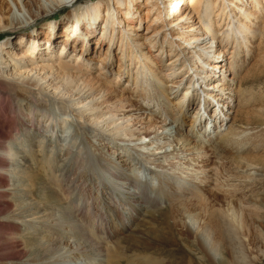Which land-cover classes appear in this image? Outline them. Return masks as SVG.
I'll use <instances>...</instances> for the list:
<instances>
[{
	"label": "bare ground",
	"instance_id": "bare-ground-1",
	"mask_svg": "<svg viewBox=\"0 0 264 264\" xmlns=\"http://www.w3.org/2000/svg\"><path fill=\"white\" fill-rule=\"evenodd\" d=\"M121 1L126 0L101 1L102 5H106L105 11H100L99 4H96L92 13L87 12L88 17L94 16L93 19L91 18L92 21H88L86 29H91V35L87 37L82 34L85 19L83 15L85 14L80 8H76L78 6L74 7L77 0L56 1L54 8L50 10L52 15L59 7L67 4L72 5L75 8L73 12H76L67 20L73 21V23L64 27L65 41L61 43L60 47L54 43V35L58 30L53 21L42 25L43 30L48 32L45 41L43 40V45H40V40L37 42L33 39L32 41L26 40L28 35L24 39L23 36H19L15 41L8 40L7 43L0 40V264L66 263L61 262L65 257L62 254L63 245L66 247L71 238L78 240L86 236L84 229L76 228L71 233L62 235L63 227L74 228L77 225L71 219L72 213L62 211L61 215L57 217L55 212L49 210L51 203L58 206L62 201L71 198V192L70 188L64 186L63 181L61 183L60 178L56 175L60 169L50 165L55 154H52L53 151L44 152L45 149L42 148V144L47 148L49 144L46 143L51 139L48 138L45 142L33 144L30 139L31 133L40 137L39 119L45 115L39 112L38 108L40 101L44 99L52 102L60 112L72 115L77 126L84 133H89L95 138H100L101 141H107L116 146L122 157H126L129 163L136 160L135 164L144 167L145 171L155 178L161 194H158L161 196L159 199H164L166 203L164 209L159 207V202L147 196L144 192V184L139 182L136 177L133 183L138 190L123 199L125 205H128L132 210L130 218H133V212L137 217L141 215L138 210L140 204H149L153 210L149 211L142 226L140 224L134 228V231L129 232L130 236L127 235L124 239L115 241L112 246L100 249L99 253L100 251L105 253L106 262L102 263L98 260L97 264H128L130 261L135 264H212L213 262L208 258L209 254L203 246L209 240L212 243L211 250L215 254L220 252L224 254V264H264V250L258 246V244H264L262 241L264 239L257 236V232H254L251 224L252 221L263 215L259 207L245 208L246 204L243 202L247 193L250 196L262 190L255 184L248 183L249 185H247L245 182H240L235 185L234 182L226 180L222 182L220 177L218 180L216 178L219 175H217L218 167L203 164V160H200L199 157L202 155V151L199 149L192 151L194 148L191 147L186 148L187 143L185 140L181 142L180 139L177 140V145L180 143L183 147L180 152L175 148L168 150L166 147H169L171 142L162 135H158L160 130L155 128L153 121H142L140 116L142 114L131 113L137 108L131 109L135 107L131 102V97H126L122 95L123 93H136V97L147 102L151 99H158L170 104V100L166 95L162 96V92L156 87L153 79H156L154 67L148 64L152 63V56L143 51L142 45L136 41V38L134 39V37H138V34L129 24V19L135 15L138 9L136 6L139 0H128V5L125 4V8L119 9L122 5ZM244 1L246 3L243 0H146L144 6L148 7L145 17L146 19L148 16L153 17V22L159 26V22L165 21L162 20L164 14H169V18L174 17L175 21L179 16L176 17L175 14L186 9L188 10L187 15H190L186 20L192 19L191 15H193L196 20L198 19L197 23L193 22V24L199 25L197 27L180 26V29H185V31L176 36L178 33L176 29L168 34V29L163 30L168 25L163 23L158 31L161 34L165 33V39L166 37L174 38V42H183L188 46L195 42L200 34L198 32L201 30L203 36H211V40L216 41L217 39L216 42L233 40L248 48L251 44L249 38L252 36V33H249L251 32L250 26L255 25L251 22L258 18L254 9L261 12L264 7H259L263 0H250L249 3V0ZM250 4L254 7L252 10L251 7L249 9L246 7L247 5L249 7ZM105 13L107 14L105 15ZM119 16L123 27L131 29L127 35L123 32L119 35V25L121 24L118 20ZM104 17L106 18L105 25L103 24ZM145 17L138 16L137 20L142 22ZM183 17L179 18V22L184 20ZM100 18L103 28L101 37H98L97 46L101 48L103 43L109 46L102 59L111 57L112 48L119 47L120 70L124 69L121 68L122 66L125 67L123 73L128 77L132 76V78L129 77L133 80L132 83L131 80L126 84L123 83L122 73L111 74L106 66L93 67L86 57L82 58V55L88 51V46L95 33L100 32V28L98 29L95 23ZM4 20L3 15H0V33L12 29H31L30 26L35 21L31 19L33 23L26 20L20 24L18 21L14 22L17 20L14 17L7 19V23H4ZM73 25L75 26L73 27ZM176 25L178 26V23L173 26ZM222 29L224 32L220 39L216 33ZM77 43L83 47L80 57L76 56L78 49L75 44ZM174 45L179 47L176 43ZM217 52L225 54L226 51L217 48L216 45L213 53L198 57V61L205 65L201 69L203 73H198L199 75L195 76L187 67L188 78L194 75L196 79L201 78V80L196 82L198 90H194L190 86L185 90V94L187 93L189 100L192 95L195 98V96H200V92L205 94L200 96L205 99L203 109L209 110L212 107L213 114L210 119L205 120L204 126L218 123L219 126L226 127L227 122L233 119L231 115L234 114L231 109L234 106V96H228L229 93H226V90L228 91L229 88H224L230 80H225V76L228 75L225 66L230 57L220 56ZM214 60L217 61L214 62ZM232 67L234 68V66ZM94 68L97 70L94 71ZM222 70L224 71L222 72ZM215 76L220 79L212 86L214 89L217 88L216 95L207 92L203 87L205 82ZM174 78L176 76H173ZM158 82L161 83V81ZM205 87L208 88L207 84ZM187 95H182L184 100ZM183 98L177 100L173 106L172 110L177 114L184 107ZM212 100L218 101L217 109ZM200 113L198 109L197 117ZM205 113L202 111V115ZM48 117L55 118L52 112ZM197 117L194 115L192 127L197 125L195 122ZM1 120L9 122L4 123ZM231 135L233 137L236 133L232 132ZM238 136L236 137L238 138ZM23 146H31L34 149L26 152L23 150ZM23 151L26 152L27 158L29 156L30 158L25 161L24 170H21V167H16V165H20L24 161ZM37 153L43 154L42 159L36 155ZM188 155L192 156L188 157ZM84 162L85 159L80 154L76 160L77 168L81 169ZM65 166L67 163L63 167ZM248 166L252 167L253 165ZM45 171L46 174H44ZM110 174L115 181L128 182L130 178L128 174L120 170L113 173L110 170ZM72 176L77 178L76 172L67 167L63 178L68 180L71 177L73 180ZM79 176L78 179L81 180L85 177L87 180V176L82 174ZM150 179L152 180L151 177ZM82 194H85L83 190ZM108 207L115 212L118 221L121 222L123 232L129 230L131 227V225L129 226L130 218L123 217L118 210L115 211L112 205L109 204ZM84 211L85 208L78 209L76 217L79 218L78 222L82 221L85 224L87 216L83 213ZM100 215L99 213L98 218ZM73 218L75 219V217ZM135 219L136 217L133 221ZM115 223H117L116 220ZM109 224L106 226L110 228ZM190 224L194 226L193 229ZM142 227H144L143 232H141ZM31 228H34L35 232L30 233ZM113 232L117 234L115 229ZM188 239L191 240V243ZM85 243L83 248L86 247L87 251L92 249L94 251L91 242L85 239ZM181 244H184L186 249H190V254L181 251L182 249L179 248ZM69 245L71 246V244ZM135 251L140 255L143 254L144 257L141 256L142 258L136 260L139 255L129 254V252ZM153 254L164 257L163 261L161 258L152 256ZM194 254L198 256V259ZM54 256L55 260L50 259L53 261L47 262ZM91 256L88 258L91 259ZM72 260L76 264L77 261L74 259L67 262L72 263ZM86 262L84 261V263Z\"/></svg>",
	"mask_w": 264,
	"mask_h": 264
},
{
	"label": "rangeland",
	"instance_id": "rangeland-1",
	"mask_svg": "<svg viewBox=\"0 0 264 264\" xmlns=\"http://www.w3.org/2000/svg\"><path fill=\"white\" fill-rule=\"evenodd\" d=\"M56 1L58 0H0V15H3L5 19L4 23H7V19L13 17L17 19L14 22L16 23V21H18V23L20 24L21 22L23 23L26 20H29L31 22L32 20H35L34 23L32 22V26L34 27L32 28V26H30L31 29L25 30L21 28L17 29L18 31L16 29H12L7 30L4 33H0V40H3L4 43H7L8 40L15 41L19 36H23L22 38L24 39L28 35L25 38L26 40L32 41L33 39L36 42L37 40H40V45H43V40L45 41L48 32L46 30H43L42 25L47 24V22L49 21H53L57 26L56 29L58 30V32L56 31L57 33L54 35V43L58 44V47H60L61 43L65 41L64 27L68 24L73 23V21L67 20L71 16H73L72 14L76 13L73 12V9L75 10L74 7L78 6L76 8H80L85 14L83 15L85 19L82 26V30L84 31H82V34L84 37L91 35V29H86V27H88V21H92L91 18L93 19L94 17H88L87 12L92 13L91 11L96 4H99L100 11L106 10V5L103 4V6L101 4V1L106 0H77L74 7L72 5H68L67 2L65 3L67 5L59 7V9L56 10V12H54L52 15L50 10L54 8V4L57 3ZM145 1L146 0H139L138 5L136 6L138 7V9L136 10L135 15L129 19V24L132 28L135 29V33L138 34V37H134V39L136 38V41H138L142 45L143 51L152 56V63L148 64L154 67V74L156 75V79L153 78L154 82L156 84V87L162 92V96L166 95L170 100V104H166L165 102H162L158 99H148L149 101L147 102L139 97H136V93H123L122 95L131 97V102L135 106L131 109L137 108L136 111L132 110L131 113H134V115L142 114L140 115L142 121L148 122L152 120L155 124V128L158 129V131L160 130L158 135H162L166 139H169V142H171V144H169L170 146L166 147L168 150H173L175 148L180 152V149L183 148L181 147L180 143L177 145V140L180 139L181 142L185 140V142L187 143V145L185 146L186 148L191 147L194 148L192 151H194L195 149H199L200 151H202V155L199 157L200 160H203V164H211L212 166L218 167L219 172L217 173V175H219L216 176L218 180L220 177V180L222 182H225L223 180H226L234 182L235 185L239 184L240 182H245V184L247 185H249L248 183L253 185L255 184L258 188L264 191V8L263 10H261V12L258 9H254L258 18L252 20L251 22L255 25L250 26L251 32L249 33H252V36H250L249 38V42H251V44L250 46H248V48H246L242 43H235L233 40L227 42H216L217 39L216 41L211 40V36H203V34H201V30H198V33L200 34H198L195 42H192V45L188 44L187 46L183 44V42H174V38L171 39L170 37H166L165 39V33L161 34L158 30L161 29V24L164 23L168 26L163 30L168 29L167 33L169 34V32H171L173 29H176V31L178 32L176 34L177 36L180 35L181 32L185 31V29H180V26L197 27V25L199 24L194 25L193 22L197 23L198 19L196 20V17L191 15L192 19L186 20V18H189L190 15H187L188 10L183 9L184 11H181L180 13L177 12L175 14L176 17L179 15L177 17V20L175 21L173 20L174 17L169 18V14H164L165 16L163 15L162 20L165 21L163 23L159 22V26H157L153 22V17L148 16L147 19L145 17L147 11L146 9L148 7L144 6ZM128 2V0L121 1L122 5L119 7V9L125 8V6L128 5ZM243 2L246 3L244 0ZM249 2L250 0L248 1V3ZM261 6L264 7V0L259 7ZM115 7L117 6L115 5ZM246 7L248 9L251 7V10L252 8H254L251 4L249 5V7L248 5ZM106 14L107 13H105V15ZM122 15L124 16V14ZM123 16L122 18H124ZM138 16H142L143 18L145 17L144 21H138ZM180 17H183L184 20L179 22ZM118 20L121 23L120 16L118 17ZM101 21L102 20L100 18L99 20H97V22H95L97 28H100V32L95 33L94 37L90 41V45L88 46V51L85 53V55H82V58L86 57V60L90 61L93 67L106 66V68L110 70L111 74L117 75V72L122 73V82L126 84V82L131 80L130 78H132V76H129V78L127 74L123 73L125 67L122 66L121 68L124 69L122 71L120 70L119 66L121 65L119 64L121 63L118 62L121 58L118 52L120 51L119 47L112 48L111 57L109 56L107 59H102V56L106 54L109 46L105 43L101 45V48H98L97 46V40L98 37H101L102 35V26L103 24L105 25L106 18H103V24ZM170 22H172L173 24H169ZM176 23H178V26H173ZM74 26L75 25H73V27ZM119 31V35H121L122 32L123 34L127 35L129 34L128 32L131 31V29L128 30V28H126V26L123 27V23H121L119 25ZM223 32L224 29H222V31L220 32H217L216 35L221 39V34ZM228 42L229 44H227ZM173 43L178 44L179 47L174 45ZM216 45L217 48L226 51L225 54L223 53L224 55L220 52H217L219 53L218 55L223 57H230L228 59L227 65L225 66L227 68V74H230V77H228V75L225 76V80H230L226 83L227 86L225 85L224 88H229L228 91L226 90V93H229L228 96H234V106L231 108L232 111H234V114L231 115L233 119L227 122L228 125L226 127H224L223 125L219 126L218 123L212 126H204L205 120L210 119V116L213 113L211 112L212 107H210L209 110L203 109L202 107L201 109L199 108V104L197 103L201 100L200 98H202L199 96H195V98L199 97V99L192 101L191 104H187L184 106L183 102L184 107L182 108V110H179L178 114L176 113V111L174 112V110H172L174 108L173 106L175 105V102L182 99V95H187V93L185 94V90H187L190 86H192L194 90H198L199 87L196 86V82L198 80L200 81L201 78L196 79L194 75L188 78V69L190 68V71L193 72L195 76L201 74V72L203 73L201 69H203L205 65L203 62L201 63V61H198V57L213 53L215 51ZM133 46L135 45L133 44ZM75 47H77L78 49L76 56L80 57V53L83 47L80 43L75 44ZM183 47H185L186 49H184ZM216 61L217 60H214V62ZM232 66H234V68ZM95 70H97V68H94V71ZM218 71L220 70L218 69ZM223 71L224 70H222V72ZM167 73H169L171 77ZM173 76H176V78L173 79ZM193 78L194 80H192ZM219 80L220 79L215 76L213 79L205 82V86L207 84L208 88L203 86L204 90L209 93H215L216 95L215 91L217 88L214 89L212 88V86L216 81ZM132 81L133 80H131V83ZM158 81H161L162 84ZM120 89H122V87H120ZM199 95L203 96L205 94L203 92H200ZM186 98L188 99V95ZM223 100L225 101L227 99ZM220 101L222 100L220 99ZM198 109L201 113L197 117ZM38 111L45 116L42 117V119H39L40 137L36 134L34 135L33 133L30 134L32 144L42 141L45 142L48 138L51 139L50 142L48 141V143H46L49 144L47 145V148L46 145L43 144L42 148L45 149L44 152L53 151L52 154H55L53 157L54 159L51 160L52 163L50 165L53 167H57L58 170L60 169V171L56 172V175L58 178H60L61 183L63 181L62 184H65L64 186L70 188V192L72 195H70L71 198L66 199L64 202H59L60 204L58 206L55 203H51L49 205V210L53 211V213L55 212L57 217L61 215L62 211H66L70 214L72 213L71 219L74 220V222H76L75 224L77 225L74 228L63 227V232H61L62 235H64L65 233H71L75 228L84 229L86 235L85 237L79 238L78 240L77 238H71L73 242L69 240V243L67 245L68 247H64L63 245L62 254H64L65 257L61 260V262H66L62 264H74L73 260L72 263L67 262L71 261V259H74L77 261L75 262L76 264H83L84 261H87L84 264H90L91 261L92 264H97L99 261L105 263V253L103 251H100L99 253V250L103 249V247L106 246H112L115 241L122 240L127 235L130 236L131 233L129 232L131 230L134 231V228L136 226H140V224L142 226V224L144 223L143 221L146 219L149 211L153 210L150 208L149 204H140L138 205V210H140L141 215L137 217L135 215V212H133V218H130L129 215L132 210L128 207V205H125V201H123V199L125 197L128 198L129 196H131V194L138 190L133 181L135 182L137 177L138 181H141L144 184V192L147 194V196H150V198L155 199L157 202H159V207L164 209L166 207V203L164 199H159L161 198V194L158 190V184L155 178L145 171L144 167L139 166V164H135L136 160L132 161V164L129 163L126 157H122L120 150L116 146H113L107 141H101L100 138H95L89 133H84L82 130H80V127L77 126L76 120L72 115L65 114V112L63 111L60 112L56 109V107H54L52 102L46 99L41 100ZM202 111L206 113L202 115ZM51 112L54 114V119L48 117ZM194 115L195 117H197V121H195L197 125H195V127H192ZM3 122L7 123L9 121ZM232 132L233 134L236 133V135L233 136L234 138L231 135ZM237 134L240 135L238 136ZM236 136H238V138ZM17 149L19 148L17 147ZM33 149L34 148H31V146H23V150H25L26 152ZM25 151H23L24 161L21 160V158L19 160L23 162H21L20 165H16V167H21V170H24L23 168L25 167V161L30 158V156L27 158ZM70 151L71 153H69ZM80 154H82V157L85 159L84 164L80 167L81 169L77 168L76 166V160L79 158ZM193 154L195 153L193 152ZM36 155H39V157L42 159L43 154L37 153ZM189 156L192 155H188V157ZM66 163L67 166L63 167ZM248 165L253 166L250 167ZM67 167L74 169V172H76L77 174V178H75V176H72V178H74L73 180H71V177L68 180H65L63 178L65 176V171H67ZM106 167L109 170H107ZM110 170L112 173L116 170L125 172L130 177L129 181L123 182L113 180L110 174ZM44 174H46V171ZM81 174L87 176V180L85 179V177L81 180L78 179L80 177L79 175ZM150 177L152 178V180H149ZM82 190L85 194H82ZM262 191L254 193V195L250 196L249 193H247V195L245 196L246 198L243 200V202L246 204L245 208H250V206H256L260 208L261 214L263 216L255 219V221H252L251 224L254 232H257V236H260L264 239V192ZM158 194L160 195L158 196ZM106 203L108 204L106 205ZM109 204L114 207L115 211L118 210L120 214L123 215V217L130 218L129 226L131 225V227L129 228V230L123 232L124 230L121 227V222L118 221V218L113 209H109ZM88 206L89 208H87ZM82 208H85V211L83 213H85L87 216V221L85 224L82 221V223L80 221L78 222L77 220L79 218L77 219L76 217L77 210ZM99 213L101 215L98 218ZM73 217H75V219ZM134 217H136V219L133 221ZM115 220L117 223H115ZM108 223H110V228L106 226V224L108 225ZM190 227L191 229L194 228V226L191 224ZM114 229L117 231V234L113 232ZM143 230L144 227H142L141 232H143ZM29 232H35L34 228H31ZM85 239L93 244L94 251L92 249L91 251L88 250V252L86 247L83 248ZM188 241L191 243L190 239H188ZM69 244H71V246ZM203 246L207 250L209 254L208 258L212 260V264H224V254L222 252L215 254L211 250L212 243L210 242V240ZM258 246L262 250H264V244H258ZM185 247L186 246H184V244H181L179 246V248L182 249V252H189L190 254V249L187 248V250ZM77 250L79 251V253ZM87 252L88 254H85ZM90 252L92 254H89ZM130 253L131 255L133 253L137 256L139 255L136 260L144 257L142 256L143 254L140 255L139 252L136 251L129 252V254ZM90 255H92L91 259L88 258L90 257ZM152 256H155V258H161V261H163L164 259V257L156 254H153ZM129 258L131 259V257ZM195 258L198 259V256L195 255ZM50 259L55 260V256L53 258H49L47 262L53 261ZM123 263H125V261H123ZM128 264L135 263H132L130 261V263Z\"/></svg>",
	"mask_w": 264,
	"mask_h": 264
},
{
	"label": "built area",
	"instance_id": "built-area-1",
	"mask_svg": "<svg viewBox=\"0 0 264 264\" xmlns=\"http://www.w3.org/2000/svg\"><path fill=\"white\" fill-rule=\"evenodd\" d=\"M192 98H190L191 100H184L185 102H184V106L185 105H187V104H191V102L192 101H195V100H197V99H199V97L198 98H194V95H192L191 96ZM186 99V98H185ZM201 99V98H200ZM212 99V98H211ZM212 101H214V107H216V109L219 107L218 106V101H215V100H212ZM197 104H199V108L201 109V107L202 108H204V106H205V99L204 98H202V100H201V104H200V101L197 103Z\"/></svg>",
	"mask_w": 264,
	"mask_h": 264
}]
</instances>
